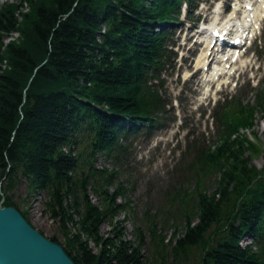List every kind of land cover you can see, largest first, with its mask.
Here are the masks:
<instances>
[{"label": "trees", "instance_id": "1", "mask_svg": "<svg viewBox=\"0 0 264 264\" xmlns=\"http://www.w3.org/2000/svg\"><path fill=\"white\" fill-rule=\"evenodd\" d=\"M180 1L20 0L0 8V202L20 208L12 191L23 181L29 194L43 192V211L64 241L50 238L76 264H146L140 227L132 239L113 223L128 207L116 201L124 192L115 171L94 162L97 152L123 149L125 129L155 123L164 109L150 80L160 78L170 50L156 26L175 19ZM16 31L20 39L6 45ZM263 94L256 105L227 110L218 144L195 156V211L168 240L172 264H189L193 248L196 264H264V168L252 162L261 149L240 133L264 110ZM217 173L209 192L204 178ZM106 221L113 227L104 235ZM246 234L252 242L241 245Z\"/></svg>", "mask_w": 264, "mask_h": 264}, {"label": "rangeland", "instance_id": "2", "mask_svg": "<svg viewBox=\"0 0 264 264\" xmlns=\"http://www.w3.org/2000/svg\"><path fill=\"white\" fill-rule=\"evenodd\" d=\"M12 1L0 0V7L5 2ZM208 1V4L204 1L200 4L206 7L214 4L213 0H205ZM25 8L28 9L26 6ZM196 15V11L190 14L191 18H195ZM184 23L186 22L182 21L172 25V41L176 44L184 39L186 30V27L182 26ZM183 51L186 52L185 49ZM249 54L255 59L256 65L261 66L259 69L254 67L253 72L247 71L243 79L245 82L242 81L240 89L226 88L222 91L221 95L224 98L227 94H234L238 89L237 95H241L245 103L254 102L258 89L256 85L249 84L250 75L253 73H257L255 83L259 80V86L264 87V30L254 42ZM188 69H191L188 62L179 61L178 58L172 60V65L166 71L164 75L166 84L162 92L173 102L168 105L167 113L162 115L161 124L152 129L153 137H135L127 151L121 152L117 157L107 158L99 155L95 162L99 167L105 164L106 167L117 170L118 180L121 181L125 195L130 201V209L120 212L114 217L113 223L118 222L121 225L127 238H134V228L140 227L145 238L141 252L146 264H172L173 258L170 256L172 245H169L168 239L174 235V232L178 236L183 233L185 213L192 214L195 210L192 193L196 183L192 177H188L193 171L192 159L200 147L215 145L218 142L220 122L218 119L217 122L216 120L213 122L212 119L215 106L210 105L205 110L203 108L197 110L195 100L197 80L185 79L188 77L186 75ZM221 104L218 113L223 110L224 104ZM243 132L261 147L258 154L252 151V162L258 168H264L263 112H257L254 125ZM188 144L191 146L189 151H187ZM250 153L251 151L247 149L246 154ZM204 184L209 191L215 190L218 185V175H207ZM12 193L19 207L27 209L28 216L37 229L42 230L48 237L56 236L64 241L58 223L43 211V192L29 194L27 183L23 181ZM90 194L94 202H99L98 195L93 191ZM123 198H118L117 201H123L125 199ZM112 227L109 222H103L100 224V232L106 235ZM151 227L155 229V235L150 234ZM248 239L245 236L241 239V243H247ZM190 253L188 263L196 264L199 249L193 248Z\"/></svg>", "mask_w": 264, "mask_h": 264}, {"label": "water", "instance_id": "3", "mask_svg": "<svg viewBox=\"0 0 264 264\" xmlns=\"http://www.w3.org/2000/svg\"><path fill=\"white\" fill-rule=\"evenodd\" d=\"M0 264H76L14 205L0 203Z\"/></svg>", "mask_w": 264, "mask_h": 264}, {"label": "bare ground", "instance_id": "4", "mask_svg": "<svg viewBox=\"0 0 264 264\" xmlns=\"http://www.w3.org/2000/svg\"><path fill=\"white\" fill-rule=\"evenodd\" d=\"M246 4H247V2L242 6L243 7L248 6ZM259 8H261V9H259ZM243 12H244V16L241 19L240 26H242V24H244V26L245 25L257 26L259 21L261 20V18H263L262 15L264 13V0H260L259 3H257L255 13H253V12L250 13L248 10H246V8L243 10ZM254 14L256 17L254 16ZM210 36H211V33H206L205 40H209ZM204 51H206V50H204ZM210 53L213 54L212 51ZM209 58H210V55L207 52H204L198 58L197 63H199V65H201V67H202V66L206 65L207 60ZM244 69L245 68H243V70ZM199 71H197V72H199Z\"/></svg>", "mask_w": 264, "mask_h": 264}]
</instances>
